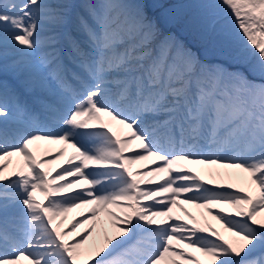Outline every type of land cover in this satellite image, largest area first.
<instances>
[{"label":"snow or ice","instance_id":"obj_1","mask_svg":"<svg viewBox=\"0 0 264 264\" xmlns=\"http://www.w3.org/2000/svg\"><path fill=\"white\" fill-rule=\"evenodd\" d=\"M221 5L255 56L244 70L201 63L160 0H0V74L27 71L38 93L29 104L0 91V264H264V0L190 6L226 36ZM40 145L65 147L38 156ZM189 165L245 175L209 187Z\"/></svg>","mask_w":264,"mask_h":264},{"label":"rangeland","instance_id":"obj_2","mask_svg":"<svg viewBox=\"0 0 264 264\" xmlns=\"http://www.w3.org/2000/svg\"><path fill=\"white\" fill-rule=\"evenodd\" d=\"M160 2L163 3L161 0ZM200 2H203V0H171L169 4L163 3L165 5V9L171 11L173 17L176 20V23L180 20L181 15H184V13L186 14L184 19L187 25L191 29L195 30L193 31L192 35H197L198 37H202V43L198 44L197 45L198 47H193V44L190 43L185 38V34L176 28L175 26L176 23H174L169 28V31L185 46V48L189 49L192 53H194L199 60L201 59L204 60V63H203L204 65H217V66H221L224 69H227L228 71H235L237 69L244 70L243 68H240V65H242V59L246 57L247 59L254 61L255 56L252 54L251 51H244L246 47H250V46L246 45L245 40L241 37L240 33L237 31L235 24L232 22V17L226 14V10H224L223 6L221 5L220 7L216 9V12L219 13L221 23L227 24L228 35L226 36L222 35L219 33V31H210L201 18V12L194 7H190L191 5H195ZM211 2L214 4L220 5V0H211ZM79 3L80 1L78 2V4ZM73 18L75 19V17ZM73 23L76 25V21H74ZM217 28H219V25H217ZM220 38H228L229 43L232 45V47H230L231 45L228 46V45L221 44L219 42ZM18 57H19V54H18ZM67 61L68 62L65 65L68 67V69L70 71L75 70L73 64L70 61V58ZM0 76H5L9 78L10 80H15L16 82H18V74L9 72L7 74H0ZM22 84L26 89L31 90L30 83H22ZM0 86H3L5 88H10L12 86V82L8 80H0ZM17 94L19 97L22 96L20 92L18 91V89L16 88L13 95H17ZM36 97H33V100H31V99H28V96H27L25 101H27L29 104H32L34 103ZM78 139H80L81 143H85L86 146L89 147L90 149L93 147L92 144L87 142L86 140H82L80 137ZM41 154L42 153H37L38 156ZM17 159L18 158L13 159L12 165H15V166L17 165ZM190 167L193 169L195 174L200 175L202 178H206L207 180H210V181L214 180L213 175H209V171L205 169L203 166L190 165ZM11 168L12 166H10L9 172L11 171L10 170ZM46 168L53 174L58 169V168L53 169L52 165H47ZM239 186H243V185H239ZM37 198L40 199L38 195H37ZM41 200H43V197L41 198ZM182 207L187 209L189 213L195 216L198 222H200L201 224L204 223L201 218V215L198 216L196 207L192 205H188V204H184L182 205ZM81 209L74 210L73 212L69 213L66 218L65 217L59 218L64 221L62 225V230H69L73 220L83 218V217H80L81 215L77 216V212H79ZM202 211H203V216L204 218H206L207 223L210 224L212 227L216 228L217 230H219L226 238H228L229 234L224 232L221 226L220 227L216 226L213 223L211 216H209L204 209H202ZM173 214L179 215L183 217V219L185 220L187 219V217H185L183 213L180 212L179 208H174ZM189 224H191V221H189ZM82 227L83 228L85 227V228L84 229L78 228L76 230V233H73L71 236L66 237V239L69 242H72L74 241V239L79 238L78 236L79 233L86 234V229L91 227V221H89L88 224H85V226H82ZM100 239H101V236H100L99 227H98L97 232L93 233V236L89 238L85 246L91 245L94 241L98 243ZM135 239L136 238H134L129 243L130 244L134 243ZM119 251L120 250H117V253H114V255L118 254Z\"/></svg>","mask_w":264,"mask_h":264},{"label":"bare ground","instance_id":"obj_3","mask_svg":"<svg viewBox=\"0 0 264 264\" xmlns=\"http://www.w3.org/2000/svg\"><path fill=\"white\" fill-rule=\"evenodd\" d=\"M114 127L118 129V126L114 125ZM61 147H65V146L64 145H40L39 149H44V150L50 149L51 152H57L59 148ZM72 151L73 150L71 148H67L65 156L61 158L60 160H57L55 163H53V167L54 168L59 167L67 159V157L72 154ZM215 173H219L216 177V183H229V182L238 183L240 177L245 175L243 173H240L238 170H230V169H226L225 173H222L218 169H216ZM78 214H81V213H78ZM101 219H104V217H101ZM212 220L214 224H218L217 221L214 220L213 218Z\"/></svg>","mask_w":264,"mask_h":264}]
</instances>
